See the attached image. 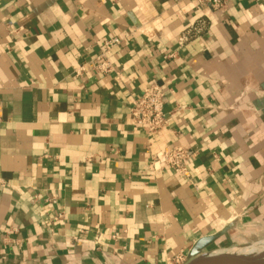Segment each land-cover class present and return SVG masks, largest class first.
Instances as JSON below:
<instances>
[{"label":"crops","instance_id":"obj_1","mask_svg":"<svg viewBox=\"0 0 264 264\" xmlns=\"http://www.w3.org/2000/svg\"><path fill=\"white\" fill-rule=\"evenodd\" d=\"M152 83L158 136L130 113ZM0 121V264H186L204 238L264 239V0H0Z\"/></svg>","mask_w":264,"mask_h":264},{"label":"built area","instance_id":"obj_2","mask_svg":"<svg viewBox=\"0 0 264 264\" xmlns=\"http://www.w3.org/2000/svg\"><path fill=\"white\" fill-rule=\"evenodd\" d=\"M200 7L206 8L214 13L223 12L229 0H196ZM205 26L203 19H198L189 26L179 38L182 45L190 41L195 35L199 34ZM121 43L118 37H114L105 43V48L110 50ZM101 64L99 69L108 73L112 71L105 55L98 57ZM166 93L158 83H152L143 89L141 95L135 99L130 113L132 124L144 128L151 136L161 135L167 125V114L165 112ZM1 126V121H0ZM195 153L182 146H168L163 152L165 165L173 172L189 177L187 161L192 159ZM59 217H55L57 220ZM176 264H181V258L176 260Z\"/></svg>","mask_w":264,"mask_h":264},{"label":"water","instance_id":"obj_3","mask_svg":"<svg viewBox=\"0 0 264 264\" xmlns=\"http://www.w3.org/2000/svg\"><path fill=\"white\" fill-rule=\"evenodd\" d=\"M221 234L201 239L198 241L190 254L191 260L187 262L186 264H264V258H248L244 259L242 258V251H238L237 255H233L229 257L228 259H225L223 261L218 262H203L200 260V257L204 255L202 251L206 250L210 245H212Z\"/></svg>","mask_w":264,"mask_h":264},{"label":"bare ground","instance_id":"obj_4","mask_svg":"<svg viewBox=\"0 0 264 264\" xmlns=\"http://www.w3.org/2000/svg\"><path fill=\"white\" fill-rule=\"evenodd\" d=\"M238 251H241L239 248H232L224 251H219V252H214V253H206L200 257V260L203 262H220L225 259H228L229 257L233 255H237ZM241 253H243L241 256L244 259L248 258H264V252L257 248V247H252L251 249L248 250H243ZM262 256V257H261Z\"/></svg>","mask_w":264,"mask_h":264},{"label":"rangeland","instance_id":"obj_5","mask_svg":"<svg viewBox=\"0 0 264 264\" xmlns=\"http://www.w3.org/2000/svg\"><path fill=\"white\" fill-rule=\"evenodd\" d=\"M252 247H257L264 252V239L257 240L251 244L239 247L241 251L251 249ZM228 250V249H227ZM262 257V256H261ZM263 258V257H262Z\"/></svg>","mask_w":264,"mask_h":264}]
</instances>
